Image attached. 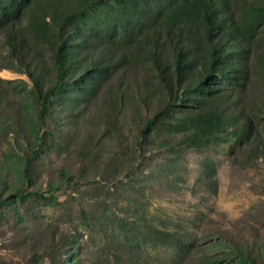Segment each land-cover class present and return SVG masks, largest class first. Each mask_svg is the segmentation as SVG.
Listing matches in <instances>:
<instances>
[{
    "label": "rangeland",
    "instance_id": "obj_1",
    "mask_svg": "<svg viewBox=\"0 0 264 264\" xmlns=\"http://www.w3.org/2000/svg\"><path fill=\"white\" fill-rule=\"evenodd\" d=\"M174 3L0 0V264H264V0L168 89Z\"/></svg>",
    "mask_w": 264,
    "mask_h": 264
},
{
    "label": "trees",
    "instance_id": "obj_2",
    "mask_svg": "<svg viewBox=\"0 0 264 264\" xmlns=\"http://www.w3.org/2000/svg\"><path fill=\"white\" fill-rule=\"evenodd\" d=\"M222 2L224 0H176L168 12L165 34L168 47L171 48L173 54L175 67L172 69L171 65H165L162 70L158 68V76L166 88L173 89L181 81L188 66L185 61L188 60L190 52L195 50L199 40L200 43L208 46L210 54L215 53L217 47L214 40H216L222 25V21L219 20L216 13L220 11L218 6H221ZM197 11L200 15L197 14ZM195 20L201 21L204 25L202 35L197 30L199 28H195ZM152 48L155 52L158 51L159 43H154ZM56 65L59 72L56 86L46 92L41 90L38 92L45 109L50 103V97L61 91L64 79L62 62L58 60Z\"/></svg>",
    "mask_w": 264,
    "mask_h": 264
}]
</instances>
